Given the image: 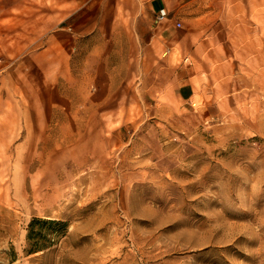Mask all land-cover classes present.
I'll list each match as a JSON object with an SVG mask.
<instances>
[{
  "label": "rangeland",
  "instance_id": "obj_1",
  "mask_svg": "<svg viewBox=\"0 0 264 264\" xmlns=\"http://www.w3.org/2000/svg\"><path fill=\"white\" fill-rule=\"evenodd\" d=\"M99 1L0 0V264H264V33L192 99L104 110L140 60Z\"/></svg>",
  "mask_w": 264,
  "mask_h": 264
},
{
  "label": "crops",
  "instance_id": "obj_2",
  "mask_svg": "<svg viewBox=\"0 0 264 264\" xmlns=\"http://www.w3.org/2000/svg\"><path fill=\"white\" fill-rule=\"evenodd\" d=\"M160 8L167 16L156 21ZM96 11L121 14L122 28L130 34L125 45L133 46L132 55L136 52L140 60L136 70L113 85L97 81L94 106L104 110L146 97L157 102L163 94L177 101L192 99L195 85L224 62L232 61V70L238 71L241 45L250 47L257 29L264 33V0H101L87 13ZM96 28L95 22L87 32Z\"/></svg>",
  "mask_w": 264,
  "mask_h": 264
},
{
  "label": "built area",
  "instance_id": "obj_3",
  "mask_svg": "<svg viewBox=\"0 0 264 264\" xmlns=\"http://www.w3.org/2000/svg\"><path fill=\"white\" fill-rule=\"evenodd\" d=\"M167 16V11L165 8H160L158 12L156 13V21H161L165 19ZM177 25H179V22H177Z\"/></svg>",
  "mask_w": 264,
  "mask_h": 264
},
{
  "label": "trees",
  "instance_id": "obj_4",
  "mask_svg": "<svg viewBox=\"0 0 264 264\" xmlns=\"http://www.w3.org/2000/svg\"><path fill=\"white\" fill-rule=\"evenodd\" d=\"M37 220L40 221V222H41V221H45V219H42V218H34V219H33V221H37ZM33 221H31V222H33ZM52 221H54V220H52ZM60 223L63 224V225L66 224L65 222H60ZM31 224H32V223H30V225H31Z\"/></svg>",
  "mask_w": 264,
  "mask_h": 264
}]
</instances>
